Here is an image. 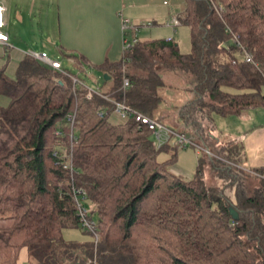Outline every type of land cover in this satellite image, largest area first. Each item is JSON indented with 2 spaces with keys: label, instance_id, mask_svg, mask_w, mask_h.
Masks as SVG:
<instances>
[{
  "label": "trees",
  "instance_id": "obj_1",
  "mask_svg": "<svg viewBox=\"0 0 264 264\" xmlns=\"http://www.w3.org/2000/svg\"><path fill=\"white\" fill-rule=\"evenodd\" d=\"M183 1L190 53L159 39L138 40L118 62L74 56L108 76L105 91L28 54L16 79L0 70V97L10 101L0 109V264H17L25 248L30 264H264V169L240 168L239 148L219 142L212 124L214 114L264 107V0ZM176 91L189 132L177 131L210 152L198 153L190 180L173 171L178 146L157 149L146 125L118 117L104 98L164 123ZM211 172L220 185L209 186ZM74 188L97 223V246L63 237L85 232Z\"/></svg>",
  "mask_w": 264,
  "mask_h": 264
},
{
  "label": "crops",
  "instance_id": "obj_2",
  "mask_svg": "<svg viewBox=\"0 0 264 264\" xmlns=\"http://www.w3.org/2000/svg\"><path fill=\"white\" fill-rule=\"evenodd\" d=\"M166 3L167 1H164L165 5ZM0 5L5 9L3 32L8 36L6 43L0 42V70L5 69L7 74L8 69L12 68L17 73L23 58L29 52H37L33 47L41 43L43 45L52 43L59 46L60 51L71 58V63L78 73L73 72L83 77L87 86L91 83V87L88 86L90 89L102 88L105 91L111 87V84L104 86L103 74L92 69V66L102 65L106 61L121 60L124 53L122 17L129 19L133 24L145 21L148 19V13L153 11L154 0H0ZM182 14L179 13L177 17L180 18ZM169 24L170 22L167 36L153 37L157 29L153 28L149 40L175 41L173 32L177 33V29ZM39 35L45 38L41 43L40 39L36 38ZM41 53L47 52L43 50ZM74 56L85 57L92 66L81 67ZM59 62L63 65L61 61ZM175 95L174 92L171 94L173 100ZM185 100L184 97L181 103ZM164 107L159 114V119L164 121L163 124L175 130L189 132L171 102ZM217 117L229 127L225 135H229L230 138L225 143L239 148L241 167L246 170L264 169V107L247 110L239 117L219 115ZM212 124L214 134L217 136L216 125L213 121ZM231 124L232 128H230ZM218 140L222 141L220 138ZM211 176L214 177L212 172ZM214 179L217 185L221 184L216 174ZM229 194L234 195V190H229ZM63 237L67 242L81 244L92 241L85 232L75 228L64 229ZM17 264H30L29 252L26 248L21 250Z\"/></svg>",
  "mask_w": 264,
  "mask_h": 264
},
{
  "label": "rangeland",
  "instance_id": "obj_3",
  "mask_svg": "<svg viewBox=\"0 0 264 264\" xmlns=\"http://www.w3.org/2000/svg\"><path fill=\"white\" fill-rule=\"evenodd\" d=\"M164 1H167L166 5L164 4ZM184 5L183 0H154V8L152 9V13H148V19L141 23H134L133 25L138 27L137 31L134 33L130 32L127 36V38L131 41H133L135 38L138 40H149L151 38L150 31L153 28H157L156 31H154V36L156 38H162L167 36V33L169 32L168 23L171 22L175 17L179 15V13L182 14V7ZM150 16V17H149ZM155 19V20H154ZM177 29V33L173 32V36L175 38V42L179 44L180 49L183 53L187 54L191 52V33L190 29L185 26H180ZM136 35V36H135ZM40 39V43L45 39L41 35L39 37H36ZM34 50L41 53L43 50H45L51 59H58L61 61L65 68L70 69L74 72H77V70L74 69L71 58L66 56L67 54H63L59 46L54 45L52 43L43 45H38L37 47H33ZM78 73V72H77ZM7 75L12 78L16 79V71L14 69L9 68L7 71ZM104 77V76H103ZM91 83L88 84L89 87ZM264 93V88H263ZM177 96H175L174 100L169 96L170 102L172 107L176 108V106H179V104H182L181 95L178 96L179 92L176 91ZM10 101L9 98L1 96L0 97V109L6 108L9 106ZM218 115H213V123L216 125V134L217 137L220 138L223 142H226V140H229L230 136L225 135V133L229 130L227 126H225L221 122V118L217 117ZM218 120H215V119ZM215 121V122H214ZM230 128H232V124L230 125ZM174 143V142H173ZM171 144L172 147H175V143ZM171 158V152H163L159 156V161L164 162L168 161ZM198 167V150L193 147L188 148H178V161L173 167V171L181 175L187 180H190L194 178L195 173L197 171ZM213 176L215 177V173H213ZM212 177V180H208L209 186L211 185H217V181ZM213 181V183H212ZM220 185V184H218ZM258 185V181L254 179H250L246 182V187L249 191L254 190V188Z\"/></svg>",
  "mask_w": 264,
  "mask_h": 264
},
{
  "label": "built area",
  "instance_id": "obj_4",
  "mask_svg": "<svg viewBox=\"0 0 264 264\" xmlns=\"http://www.w3.org/2000/svg\"><path fill=\"white\" fill-rule=\"evenodd\" d=\"M4 7L0 5V42L6 43L8 41V36L3 32L5 28V19H4ZM122 17V15H121ZM173 28H177L180 26V20L178 17H175L170 24ZM136 26L133 25V23L126 18L122 17V32H123V44H124V51H127L128 49L132 48L137 43V38H135L133 41L129 40L127 38L128 34L130 32H136L137 31ZM28 55L48 66H50L52 69L62 72L67 75L66 71L64 70L63 65L59 61H55L49 57L47 53H37V52H29ZM248 61H251V58L248 57ZM130 86L129 79H125L122 90L125 92ZM105 99L109 100L114 104V113L122 118L127 119L130 116H135L136 120L140 122L143 125H146L148 129L152 132L154 144L157 147V149H161L162 147L175 143L176 146L179 148H188V147H195L198 150V153L207 152L210 154L208 150H206L203 147L198 146L192 139H190L186 134L181 133L165 124H163L160 121L154 120L152 118H149L147 116H144L142 114H138L125 104L124 102H116L112 101L110 97H105ZM76 116L71 115L69 116V122L74 128L75 125ZM173 143V144H174ZM231 166L240 167L238 165H234L232 162L226 161ZM72 167V166H71ZM242 168V167H240ZM244 169V168H243ZM245 170V169H244ZM73 195L78 207V216L81 220V226L85 233H87L91 239L92 242L97 246L100 240V235L98 232V226L95 220L91 218V209L86 207L81 200V195H83V192L79 189L74 188L73 189ZM90 264H97L96 260L89 261Z\"/></svg>",
  "mask_w": 264,
  "mask_h": 264
},
{
  "label": "water",
  "instance_id": "obj_5",
  "mask_svg": "<svg viewBox=\"0 0 264 264\" xmlns=\"http://www.w3.org/2000/svg\"><path fill=\"white\" fill-rule=\"evenodd\" d=\"M104 77H105L106 80H109V78H108L107 75H105ZM231 214H232V216H233V218H234L235 220L238 219V217H239V213H238L234 208H231Z\"/></svg>",
  "mask_w": 264,
  "mask_h": 264
}]
</instances>
